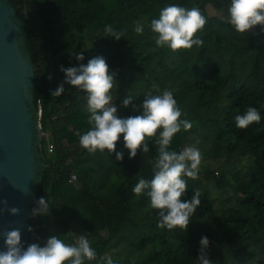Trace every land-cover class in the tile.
I'll list each match as a JSON object with an SVG mask.
<instances>
[{
	"label": "trees",
	"instance_id": "trees-1",
	"mask_svg": "<svg viewBox=\"0 0 264 264\" xmlns=\"http://www.w3.org/2000/svg\"><path fill=\"white\" fill-rule=\"evenodd\" d=\"M211 1L220 7L212 14L208 0H9L25 15L22 47L35 67L32 91L43 133L25 247L43 245L52 235L74 244V225L97 253L86 264H104L106 257L115 264H199L201 236L208 237L204 253L211 264H264V32L259 25L235 31L228 23L229 0ZM168 4L198 8L206 17L193 37L204 41L201 47L156 45L150 23ZM137 22L142 34L134 31ZM105 25L123 37H105ZM77 52L84 54L81 63L98 54L106 58L116 73L112 96L120 116L137 114L132 104L138 111L145 93L172 90L181 119L192 127L175 134L169 150L181 151L192 134L208 159L223 161L216 171L200 167L196 179L185 177L182 198L201 194L186 230L159 227L147 195L132 191L139 178H152L160 129L145 138L149 152L138 149L133 158L118 141L120 161L115 152L89 153L80 146L76 131L91 127L84 92L65 83L60 96L50 95L64 82L60 66L77 64ZM126 96L133 97L127 107L121 104ZM248 105L260 109L262 119L237 128L234 117ZM40 197L49 201L46 214L34 213Z\"/></svg>",
	"mask_w": 264,
	"mask_h": 264
},
{
	"label": "clouds",
	"instance_id": "clouds-1",
	"mask_svg": "<svg viewBox=\"0 0 264 264\" xmlns=\"http://www.w3.org/2000/svg\"><path fill=\"white\" fill-rule=\"evenodd\" d=\"M228 23L235 31L243 33L259 25L264 32V0H229L227 7ZM206 17L198 8H186L178 4H168L163 7L158 18L150 23L151 30L157 34V46H167L171 50L190 49L194 45L201 47L204 41L193 38L194 34L202 29ZM105 37L119 41L123 33L112 25H105ZM135 33L142 34L143 25L137 22ZM75 65L60 70L64 74V82L50 90L51 96H60L64 91V84L75 86L82 90L86 99L88 123L91 127L81 133L76 131L79 144L89 153L97 150L115 152L116 160H123V152L116 151L117 142H123L128 150L129 158L137 155L139 149L143 153L149 152L146 137L157 136L155 143L159 146L158 155L150 161L153 175L151 179L139 178L132 191L139 195L144 193L149 198V205L158 210V226L173 229L176 226L185 230L190 218L201 203L200 192L194 191L190 199H183L188 189L185 177L196 179L201 164V151L196 146H185L181 151L169 150V145L175 134L188 130L192 124L187 119H181V109L177 106L173 91L163 90L160 94L147 92L139 105L132 104L137 114L120 116L117 105L113 102L112 89L116 84L114 71H109V65L103 55H94L84 61L83 52L74 54ZM50 78V77H49ZM133 97L126 96L121 104L129 106ZM262 119L261 110L248 105L241 114L234 117L235 126L247 128L253 122L259 123ZM122 134V136H121ZM35 212L46 214L49 201L40 197ZM16 213L18 209H8ZM3 247L0 248V264H86L97 259L96 250L91 246L86 235H80L74 244L65 243L57 235L49 236L43 245L31 243L26 247L21 242L19 229L5 231L2 234ZM199 264H211L204 249L209 245L207 236L199 240ZM104 264H115L111 257L104 258Z\"/></svg>",
	"mask_w": 264,
	"mask_h": 264
},
{
	"label": "water",
	"instance_id": "water-1",
	"mask_svg": "<svg viewBox=\"0 0 264 264\" xmlns=\"http://www.w3.org/2000/svg\"><path fill=\"white\" fill-rule=\"evenodd\" d=\"M17 17V9L0 0V248L8 230L19 229L25 241L42 138L32 91L34 64L22 47ZM13 207L16 213L8 211Z\"/></svg>",
	"mask_w": 264,
	"mask_h": 264
},
{
	"label": "rangeland",
	"instance_id": "rangeland-1",
	"mask_svg": "<svg viewBox=\"0 0 264 264\" xmlns=\"http://www.w3.org/2000/svg\"><path fill=\"white\" fill-rule=\"evenodd\" d=\"M219 9H220V7H218L213 1L208 0V10H209L210 14L215 13L216 10H219ZM18 10H19V8H18ZM21 16L23 19H25L24 13H22ZM34 72H35V67H34ZM41 135L43 136L42 132H41ZM193 145L198 147L201 151V155H202L201 164H200L201 168H209L211 170L216 171V170L220 169L222 166H224L222 163L223 161L221 159H215V160L208 159L206 157V155H204V154H206V148L204 147V145L201 144L198 141V139H196L192 134H190L189 142L186 146H193ZM229 164H230V162L227 165H229ZM232 202H234V198L232 199ZM80 235H82L81 230L76 226L74 227V225H73V236H74V239L76 241ZM89 241L91 244L92 241L90 239H89Z\"/></svg>",
	"mask_w": 264,
	"mask_h": 264
},
{
	"label": "flooded vegetation",
	"instance_id": "flooded-vegetation-1",
	"mask_svg": "<svg viewBox=\"0 0 264 264\" xmlns=\"http://www.w3.org/2000/svg\"><path fill=\"white\" fill-rule=\"evenodd\" d=\"M7 3L9 2V0H5ZM23 18H22V16L20 17L19 15H18V17H17V21L19 22V25H20V27H22V20Z\"/></svg>",
	"mask_w": 264,
	"mask_h": 264
},
{
	"label": "built area",
	"instance_id": "built-area-1",
	"mask_svg": "<svg viewBox=\"0 0 264 264\" xmlns=\"http://www.w3.org/2000/svg\"><path fill=\"white\" fill-rule=\"evenodd\" d=\"M52 148H53V146L51 144H49L48 151L51 152L52 151ZM72 178H73V176H72Z\"/></svg>",
	"mask_w": 264,
	"mask_h": 264
}]
</instances>
